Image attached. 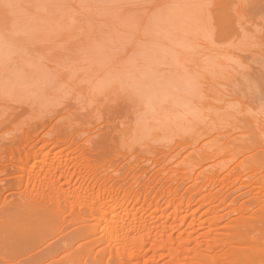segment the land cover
<instances>
[{
  "label": "rangeland",
  "instance_id": "rangeland-1",
  "mask_svg": "<svg viewBox=\"0 0 264 264\" xmlns=\"http://www.w3.org/2000/svg\"><path fill=\"white\" fill-rule=\"evenodd\" d=\"M31 1L32 0H26L25 2L24 0V5H21L20 12H22L24 8L23 11H27L24 15L30 16L32 13L30 17L34 22L30 24V26H33L32 28H34L35 20L41 17L40 14L47 15L45 20L47 22H45V24L48 23L49 19L51 20L50 22L53 21L55 23L58 21L60 24H63L60 22V19L68 18V16L65 18L60 15L62 13L60 11L65 9L64 7H62L63 10H59L61 7L58 8V5H60L62 1L56 0V3L59 2V4L57 3L56 5L54 4L55 1L52 4L50 2L52 0H49V3L48 0L47 2L44 0L47 5H50V3L52 6L56 5V7H52V11L50 10V12L49 9L51 6L46 8L47 5H45L46 7L43 5V0ZM39 1L42 2V9L40 7L41 5H38ZM142 1L147 5L146 0H141V3H143ZM176 1L178 2L181 0H174L172 5H170L172 8L174 6L173 9L175 11L170 10V12V7L167 8V10L165 9V11H167L166 14L168 12L170 13L172 17L171 20H173V22L175 20V24L177 25V22H183V20L180 19L184 18V16L180 19L177 18L178 21H176L177 19L175 17L181 16L182 14H180V9H182L184 13L190 12V9L188 8V11L187 8H185L187 11H183L181 2H179V6ZM183 1L184 0H182V2ZM241 2L243 3L240 4ZM11 3L10 1L9 4L6 3V5L8 4L12 7L13 3ZM26 3L29 4V8L31 7L32 9H28L27 6L25 8L24 6L27 5ZM30 3L37 8H33ZM149 3L152 4V2L149 1L148 5ZM195 3L194 5L196 8L200 4V7L203 5L202 7L204 8L198 7L197 10L195 9L198 12L200 8L198 12L199 16H205V20L201 19L202 21L199 23L202 22L203 24V21H205V23L207 22V25L204 23V26H202L201 24V29H199L198 33L202 36L205 34L204 32H206L207 34L205 35L208 36L209 40L212 36L211 40L213 46L211 47L215 50L210 51L213 53L211 56L213 58H204L206 59L204 63L199 61L203 59L204 54L199 57H194L193 61L190 59V63L188 62V58L185 57V60H187L189 64L186 63L185 67L184 65L182 67L177 66L174 71L172 70L175 75L177 73L175 71H178L180 74H177L180 75V77L185 76V73H189L186 74L184 79L187 75L190 76L187 77L188 79L190 78L188 88H194L193 91L195 94L193 93V95H195V97L197 95L198 97L194 98V101L192 100L193 104L191 103V107L193 109L189 106L191 104H187V106L184 105L187 110H185V108L182 110V107L177 109V114L169 112L170 103H165L157 99L158 97L153 96L148 88L143 86V82L139 81V77H144L143 75L145 73L141 75L134 74V77H132L133 68L137 69L138 67L134 63V65H131L134 66L131 70L130 63L125 62V60L127 61V59L131 56L133 57V55L129 54L128 57L125 51L130 53L129 50L131 48L130 46L126 48V46L123 45L127 43L128 45H132L131 43L134 42L133 39L136 38V36L133 38L132 36L136 32H133L131 34L132 36L130 35L131 40H133L131 43L125 42L126 40L122 42V38L121 41H117L118 31L121 30H119L121 27L112 24L111 27L114 29L113 32L110 25H108L111 23L107 17H105L106 19L104 17L95 18L96 20L99 19L97 22L91 17L93 24L90 19L87 18L88 20H86L88 22L90 21L91 25L85 20V23H88V25L83 23V26H81V17L77 19V16L74 14L71 16H76L75 18L77 20L74 18L75 22L73 18L70 19V17L66 22L64 19L62 20V22H65L66 26H68V20H72L70 22L74 23L75 29H72L74 27L73 24L69 25V27L73 26L72 28L63 27L66 31L71 33L75 30V32H73L74 35H72L73 33L65 35L66 31L61 32L64 31L63 27L62 30H60L61 27H59V29H54V31L50 33L52 35H50L47 32V30L50 29L48 28L49 26H46L48 24H42V27L45 26L44 33L47 32L50 36H48L47 33H45L46 35L42 33V28V32L40 31L36 34L35 41H31L32 37H30L31 40L15 44V39L18 36V38H25V35L22 36L21 34L22 31L26 32L28 30L27 33L32 31V28L28 25L31 23L28 18L29 16H25L26 19L22 15L23 20L25 19L23 21L20 17L21 13H19L20 15L18 14V16H13L14 14L12 16L10 15L14 10L17 11L16 9L13 10L11 8L12 11L10 10L9 15H7L9 11L7 7L9 8V6H0V8L3 9H0V69H2L1 66L4 64V66L7 65V68L3 67V69L8 70V72L7 70H0V75L2 73V76H0V153L8 149L14 151L17 149H30L32 152L29 150V159L34 156L35 153H33V151L35 152L39 149L41 153H47V155L45 154L46 158L50 160L53 159L52 157L55 155L53 152L59 147L68 148L69 153H63L64 156L62 159L64 160V164L66 163L67 166H69V169L66 170V176L56 178L57 182L55 183H58V186L60 185L62 193L65 195H71V193L78 192L83 188L86 191L91 190L89 195L90 197H94L98 188H100L101 191L104 190L106 194L104 200L101 202L103 204L100 206L102 208L101 210L106 212V227H109L112 225L113 221H115L109 209L110 206L113 205L108 195L110 191H117L118 198L120 200L122 199V203L129 201V203L126 204L129 205V208L133 206L135 209H146L145 215L143 214L135 218L137 227L139 225L141 227L145 226L143 229L138 227L143 230L140 234L134 233L133 231L126 232L123 226L125 225V227H127L126 224L130 221V217L128 218V216L131 211L124 207L120 210L122 213H120V220L122 221V228L125 230L120 237L124 244L130 243L131 240L133 241L140 237L145 239H143L145 243H143L142 247L137 251L130 247L123 251H119L120 249L116 252L112 251L113 257L109 260L107 255L111 250V245L109 247V243L104 246L98 244L101 232L98 231L96 233L92 238L94 247L92 246L93 252L90 256L97 261L102 260L103 263L101 264H170V262L173 264H194V260L199 258V260H202L201 264H223L222 261L228 262L233 258L236 260H232V264H264V256L260 258L255 256V252L254 255L249 252L252 248L254 250L262 245L264 246V223L261 226L255 222L264 218V203L261 202L260 205L258 204V197L264 195V0H199V2L195 0ZM61 5L64 6L63 2ZM148 5L145 6L144 9V11L147 12L145 13L142 11L143 14H139V16L145 13V15L149 17L148 14L151 15V12L154 16H157L159 12H163L160 13L161 15L165 12L162 10L163 7L161 4H159L160 6L158 5L159 7H157V9L156 6L152 8V5L149 7ZM162 5L164 4L162 3ZM206 5L207 8L205 7ZM4 6H6L5 9ZM143 8L144 6L141 7V9ZM47 9L48 11H46ZM201 9L206 12L204 15V11L201 12ZM53 10L57 11V14L60 13V17L56 13L54 14ZM148 10L150 13H148ZM178 10L179 12H176ZM155 11L156 14L154 13ZM46 12L48 13L46 14ZM132 12L136 14L131 16V13L130 15L132 18H129V21L133 19L131 26L134 24L137 26L140 23V28H138L139 26L137 27V30L140 31L139 29L143 27L142 23L145 25L146 18L147 20L150 18L144 15V22H139L138 19H141V17L138 16V12ZM23 13L24 12H22V14ZM49 13H53L55 16L48 15ZM171 13H177L178 15L174 14V16ZM166 14L163 18L166 17ZM198 14L195 15L198 17ZM238 14H242L241 17L240 15L239 17L242 18L243 16V18H245L244 20L248 22L247 24V22L242 21L245 22V24L243 23L244 27L246 26L244 29H247L244 30L245 36L243 34L242 36H244L243 38L247 36L248 43L247 41H243L242 44V40L245 39H239L241 36H239V34V37L237 36L239 39L238 41L241 45L246 43L248 45L247 48L250 50L247 48V50L245 49L246 44L244 48L243 46L239 48L238 42L236 43L237 39H234L238 33L235 32V36L233 34L238 28L235 27L236 22L234 23V21L239 18ZM134 15L136 16V21L133 18ZM153 15H151V18ZM161 15H158V17L161 18ZM56 16H58L59 19ZM137 16L139 18H137ZM144 16L142 18H144ZM236 16L238 18H236ZM12 17L16 19L20 17L21 20L19 19V25L17 23L15 24V22L18 21H15V18H13L14 20L11 19ZM127 19L128 18L124 20L126 21ZM11 20L15 21H12L14 25H12V23L10 24ZM107 20L109 23H107ZM151 20L152 19H150V21ZM171 20H169V22H171ZM76 22L78 23L77 25H75ZM122 22V30H125L126 26V29L129 30L130 23L128 24L127 21L126 23L124 21ZM148 22L146 27L144 26L145 28L142 29L145 30L147 26L149 27L150 24ZM173 22L169 24L175 27L176 25H173ZM163 23H165L164 26H166V21H163ZM6 24L14 26V28L11 27L12 29H10ZM60 24L57 23L58 26H62ZM119 24L117 25L119 26ZM19 26L24 29H17ZM152 26L155 27L153 24ZM178 26L180 28L183 25L179 24ZM53 27H55V25ZM77 27L78 30L80 28L78 32ZM115 27H117V30ZM154 27H152L153 30H155ZM174 27L172 29L170 27L171 31H168L169 27L168 29H164V31H168L165 32L164 35L169 32L171 33ZM45 28H47V30ZM67 28H69V30ZM133 28L136 29L134 26ZM205 28L206 31H204ZM13 29L16 30V33ZM132 29L131 31H134ZM142 29L141 31H143ZM151 29H149V34ZM2 30H4L5 35ZM127 30L126 32H128ZM147 30L146 32L148 34ZM19 31L21 33L18 35L17 32ZM98 31L100 34L101 31H104L102 35L99 36L100 38L98 37ZM141 31L137 33L140 34ZM178 31L183 33V31L179 29ZM76 32L78 34L80 32L82 34L84 33V39L86 37L89 39L87 43H85L86 39L80 38L82 36L79 37L81 33L76 37ZM7 33L10 37L14 38H10ZM129 33H131L130 30ZM153 33L155 32L153 31ZM153 33L151 32L150 35L145 34L152 38ZM170 33L167 35H171V37H168H174L172 33ZM180 33L174 34L181 36ZM240 33L243 32L240 31ZM96 34L97 39L95 37ZM230 34L234 37L230 36ZM55 35H57V37H55ZM71 35L74 37L71 38ZM42 36L45 38L43 39ZM52 36L54 37L52 38ZM89 36L96 41L94 45H92L93 42H91ZM147 36L144 37V35H142L141 37L146 39ZM75 37L77 41L73 39ZM124 37L126 36L124 35L123 38ZM231 37L235 40V45ZM6 38L16 45L14 46L13 43H10L14 49L15 47L17 48V45H20V49L18 46L19 50H12V46L10 47L8 44L9 42L7 43L9 47L6 48L5 45L8 46L6 44V40L8 39ZM128 38L130 37L126 39ZM142 38L138 39V42L139 40L141 41ZM53 39L56 41L58 39L60 40H58L59 42L57 41V43ZM82 40H84V42ZM97 40L98 45H96ZM143 40L141 42H143ZM179 40L181 41V38ZM183 40L184 38L182 42ZM29 41L31 42L29 43ZM136 41L137 38L134 43H136ZM150 41L151 39L148 40L151 49L157 46L151 45L152 42ZM152 41L154 42V38ZM180 41L179 43H181ZM111 42H116V44H112ZM117 42H121L122 44ZM253 42L258 44H256L257 49H255L256 47H254ZM51 43H54L55 46L53 45V47ZM249 43H252L253 46H251L252 44L249 45ZM110 44H112V50L114 49V51L109 49L111 48ZM142 44L139 43V45ZM145 44L142 46L149 49V47H146L148 45ZM28 45L31 47L33 45L31 48L32 50L30 47H27ZM49 45L53 49L49 48ZM120 45L121 48H119ZM139 47L140 46H135L134 50H141ZM232 47L236 49L239 48L240 50L231 49ZM94 48H96L95 51ZM145 48H143L141 52L144 51ZM102 49L103 51H101ZM134 50L132 47L131 53H133L132 51ZM13 51L15 53H13ZM23 51H25L26 54ZM150 51L151 50H149V52ZM153 51L155 50L152 49V55L154 54ZM87 52L90 54L88 53L89 55H87ZM137 52L139 54L141 53L140 51ZM149 52L144 51V55L141 53L142 57H147L146 54L150 55ZM11 54H15L12 57L13 60L11 59ZM24 54V58L27 56H29V58L23 60ZM3 55L5 57H3ZM83 55H85V57ZM104 56L107 58H104ZM38 57L41 59L43 57L45 59L39 60L40 58ZM132 57L129 58V61L133 59ZM136 57L135 60L138 59H136ZM53 58L55 60H53ZM102 58L104 59L102 60ZM31 59L34 60L32 61ZM208 59L211 61L207 62ZM60 60L62 61L60 62ZM80 60H82V62ZM145 60L143 62H147ZM148 60H150V58ZM34 61H36L37 64H42L41 67L40 65L36 67V63L35 66L34 64L31 66V62L34 63ZM135 62L140 63L139 61ZM200 62L202 64H200ZM156 63L154 65H157ZM243 65L244 68L242 67ZM135 66L137 68H135ZM203 67L207 69L208 72H206ZM157 68L160 69V67ZM16 69H18V71ZM44 70L46 71L44 72ZM5 72L8 74L5 75ZM163 72L167 73L166 70ZM8 76H10V81L7 78ZM199 76L202 77L200 78ZM3 77H5L6 80ZM38 77L41 81H38L36 85L35 83ZM137 78L139 80H137ZM199 78L202 79L201 82ZM188 79L186 81L189 83ZM13 80L17 84L14 83ZM22 80H24V82H22ZM194 80L197 82L194 83ZM191 84L194 85L193 88ZM159 93L158 91L155 92L156 95ZM191 110H195V116H192L191 113V115L188 114ZM201 110L203 113L200 112ZM199 112L202 113V115L199 114ZM182 113L184 115H182ZM185 115L187 117L190 115L192 117L189 116L191 119L195 117L193 121H191V119L189 120L191 121L188 125L189 127L191 126L190 129L184 124V120L187 121L186 124L189 123L188 120L185 119L187 118ZM181 117H185L184 120L182 119L181 121ZM194 121L197 123H194ZM181 124H184V126ZM2 157L0 165L7 162L4 156ZM9 164L14 167H21L18 162L13 160H11ZM70 173L72 175H70ZM68 174L70 175L69 177ZM12 176L11 174L3 175L0 176V180L5 179V182L11 183L13 180L11 181L9 179ZM233 181H235V183L230 184ZM23 184L24 180H21V187L18 191L4 190L2 192V197L7 196L9 201L13 198L16 200V194L18 192L26 191L22 186ZM32 184V182L28 184L27 190L29 193L30 191H32V193L38 191L36 190L38 189V183H34L35 185L31 187ZM227 185L230 187H227ZM32 188L36 189L33 191ZM258 188H260L261 194H257V197H255L254 194L258 193L256 190ZM171 198H173L174 204H168L169 208L167 209L166 204L168 202L166 201ZM147 203H151V205ZM171 205L172 207H170ZM124 211L128 213H126L128 215L127 217H125ZM99 215V209L94 212H89L86 216L84 215L83 217L87 219L84 225L95 224L99 219ZM211 220H214V222L212 221L214 224L210 223ZM154 221L156 223L158 221V230L154 229ZM178 223H181L178 225L179 227L177 226ZM163 227L166 228L164 229ZM169 239L171 240V244L168 242L169 245H166V240L169 241ZM163 241L166 246L163 244ZM248 248L251 249L249 250ZM133 254H137V258L132 259L131 257H133ZM81 260H83V258ZM171 260L175 261L172 262ZM230 261L228 263L225 262V264L231 263ZM71 264H77V261Z\"/></svg>",
  "mask_w": 264,
  "mask_h": 264
},
{
  "label": "bare ground",
  "instance_id": "bare-ground-1",
  "mask_svg": "<svg viewBox=\"0 0 264 264\" xmlns=\"http://www.w3.org/2000/svg\"><path fill=\"white\" fill-rule=\"evenodd\" d=\"M12 2L13 3V6H14V8H13V6L11 7L10 5H8L9 4V2ZM33 1V0H32ZM31 1V2H32ZM54 1H55V3H54ZM57 1H62L63 2V4H64V6H62L61 4H62V2H60V5H58L57 7L58 8H60L59 10H63V8L62 7H64L65 9L63 10V11H60V12H62L61 14L60 13H58L57 14V11H54L53 13L55 14H57V15H62L63 17H67L68 16V18H66V19H64V18H62V20L64 19V21L66 22L67 21V19H69V17H70V19H72L73 18V20H74V18L76 17L77 19L79 18V17H81V19L80 20H82V24L80 23V25L81 26H83V23H85V20L88 18V19H90V21L92 22V24H93V21H92V19H91V17L94 19V21L97 19V18H99V17H107V19L108 20H110L109 22L111 23V24H108V25H110V27L112 26V24H116V25H114V26H117V27H121V28H119V30L120 31H118L119 33H118V35H117V38L118 39H116L117 41H121V38H122V42H123V40H126L125 42H132L133 40H134V42H135V40H136V38H137V41H136V43H131L132 45H128V43L127 44H125V45H123V46H126V48L128 47V46H130V48L132 49V47H133V50H134V48H135V46L137 47V46H140L139 48L141 49V50H143V48H145V46H142V45H144L145 43L147 44V42H148V40H150L151 39V41L150 42H152L151 43V45H157L156 47L158 48H156V47H152V49H154L155 51H153L154 52V56L152 55V49H151V46H150V43L148 42V46H146V47H149V49L147 48H145L144 49V51L145 52H149V50H151L149 53H150V55H151V57H150V55H148V54H146L147 55V57H149L150 58V60H148L149 58H147V57H145V56H143L142 57V55H144V51H142L141 52V50H139V49H136L137 51H140L141 53H143L142 55H141V53L139 54L137 51H132L133 53H131V49L129 50L130 51V53L128 52V51H125V52H127V54H128V57H129V54H131V55H133V59L131 60V61H129L130 59L129 58H131V57H129L128 59H127V61L125 60V62H128V63H130L129 65H130V67H131V70H132V68L134 67V66H131V65H134V63H135V65L138 67H136L135 66V68H137V69H134L133 68V72H132V74H133V76L132 77H134V74H137V75H141L142 73H145L143 76L144 77H139V79L137 78V80H139V81H142L143 82V86L144 87H146V88H148V90L152 93V95L153 96H155V97H158L157 99H159V100H161V101H163V102H168V103H170V105H169V112H173V113H176L177 114V112H178V110L177 109H180V108H182L183 107V109L182 110H184V108H185V110H187V108L186 107H184V105L185 106H187V104H191L193 101H194V98H196L197 97V95H196V97H195V95H193V93L195 94V92L193 91L194 90V85H192V88L193 89H191V85L189 86L190 88H188V84H190V81H189V79L187 78V77H190V76H188L187 75V79H188V81H189V83L186 81L187 79L185 78L184 79V77L186 76V74H189V73H185V76H181L180 77V75H178V74H180V73H178V71H175V72H177L176 73V75H178V76H176L175 74H174V72H172V70L174 71L175 70V68H177V66L179 67V66H183L184 65V67H185V65H186V63H190V59H191V61H193L194 60V57H199V56H202L203 54H204V56H203V59H202V57H201V59L202 60H199V61H201L202 63H204V62H206L205 60L206 59H204V58H207V57H210L209 59H211V58H213V57H211L212 55H213V53H211L210 51H212V50H215V49H212V47L211 46H213V44H212V36H211V38H210V40H209V38H208V36L207 35H205V34H207L206 32H204L205 34L204 35H200L199 33H198V31H199V29H201L200 28V26H201V24H202V22L201 23H199L200 21H202L201 19H204L205 20V16L204 17H201V16H199V14H198V12L200 11V8L203 6H201L200 7V5L198 6V5H196V6H198V7H200L199 8V11L197 12L196 10H197V8L195 7V5H194V3H195V0H184L183 2H182V0L181 1H176L177 2V4H179V2H181V4H182V6H181V8H183V11L185 10V11H187L188 10V8L190 9V12H188V13H184V12H182V9H180L181 10V12H180V14H181V16H176L175 18L177 19H180V18H182L183 16H184V18H182V19H180V20H183V22H184V20H185V22L183 23L182 21L180 22V21H178V19L176 20V21H178L177 22V25L175 24L176 22H175V20H174V22H173V20H171V15H170V13L168 14H166V12L167 11H165V9L167 10V8H169L170 7V5H172V2L174 1V0H153V1H151V0H149L150 2H152V4L151 3H149V5H148V0H146V3H147V5H148V7L150 6V5H152V8H154V6H156V9H157V7H159L160 5L159 4H161V6L163 7V9H162V7H161V9L162 10H164L165 12H164V14L163 15H161L160 13H163V12H159L158 14H157V16H154L153 14H152V12H151V15H153L152 16V18H151V15L150 14H148L149 15V17L147 16V15H145V13L147 12V11H144V9H145V6H147V5H145V3L143 2V3H141V0H57ZM207 1H211V0H207ZM213 1V0H212ZM244 1V0H243ZM8 3L7 5H6V3ZM25 2H26V0H25ZM45 2H47V0L45 1ZM44 2V0H43V5L45 6V5H47V3H45ZM52 4L54 3V4H56L57 5V3L59 4V2H57L56 3V0H52V1H50ZM198 2H199V0H198ZM11 3V4H12ZM24 3V0H0V6H3V5H6V6H9V8L7 7V10H9L8 11V13H7V15H9V13H10V10L12 11V9L14 10V9H16L17 11H15L14 10V12H16V13H14V12H11L12 14H10L11 16L13 15V16H18V14L19 13H21V18H22V20H23V16L25 17V16H29V15H24L27 11H23V9H22V12H24L23 14H22V12H20L21 10V7L24 5L23 4ZM40 3V4H39ZM48 3H49V0H48ZM50 3V5H47V7L46 8H48V7H50V9H49V12H50V10L52 11V7L54 8V7H56V5L54 6H52V4ZM162 3L164 4V5H162ZM196 3H197V1H196ZM195 3V4H196ZM243 2H241L240 4H242ZM27 4V3H26ZM36 4H37V2H36ZM173 4H175V3H173ZM176 4V5H177ZM198 4V3H197ZM202 4H204V3H202ZM205 4H206V2H205ZM245 4V3H244ZM22 5V6H21ZM30 5L31 6H33V8H37V7H35V5H33L32 3H30ZM38 5H41L40 7H41V9L43 8L42 7V2H38ZM142 5V6H141ZM159 5V6H158ZM175 5V6H176ZM6 6H4V9H5V7ZM26 6L28 7V9H30L29 8V4H27V5H25L24 7L26 8ZM37 6V5H36ZM144 6V8L143 9H141V7H143ZM179 6H180V4H179ZM194 6V7H193ZM206 8H207V5L205 6ZM12 8V9H11ZM172 8V6L170 7V9H169V11L170 10H173V11H175L173 8H174V6H173V8ZM185 8H187V10L185 9ZM0 9H2V8H0ZM32 9V8H31ZM45 9V8H44ZM196 9V10H195ZM202 9H204L203 7H202ZM201 9V12L202 11H204V10H202ZM3 10V9H2ZM6 10V11H7ZM19 10V11H18ZM36 10V9H35ZM35 10H32V11H35ZM155 10V9H154ZM160 10V9H159ZM161 10V11H162ZM176 10H177V8H176ZM5 11V10H4ZM37 11H39V10H37ZM36 11V12H37ZM41 11H43V10H41ZM46 11H48V9L46 10ZM132 11H136V12H138V16H139V14H143V12L142 11H144L145 13H144V15L146 16V17H148V18H150V19H152L151 21H150V19H148L147 20V18H146V21L148 22V21H150V22H148L150 25H151V27H150V25H149V27L147 26V29L149 28V29H151L152 27H154V26H152V24L153 25H155V27H154V29L155 30H153V28L151 29V32L153 33V31L155 32V33H153L152 35H153V37L151 38L150 36H147V35H150L151 34V32H150V34H149V29L147 30V29H142V28H145L146 27V25H147V22L145 21V25L142 23V25H143V27H141V29L143 30V31H141V29H139L140 31H141V36L142 35H144V37H146L147 36V38H149V39H145V38H142L141 36H140V34H138L140 31H138L137 30V27L138 28H140V26H141V24L139 23V22H144L143 21V19L145 20V16L144 15H140L139 17H141V19L137 16V18H139L138 19V23L140 24H138L137 26H135L136 24H134L133 26L134 27H136V29L135 28H133V26H131V24L133 23V19H132V21L130 20L129 21V18L131 19L132 17L131 16H133V14H136V13H134V12H132ZM139 11H140V13H139ZM149 11V10H148ZM157 11V10H156ZM156 11L154 12L155 14H156ZM189 11V10H188ZM207 11V10H206ZM233 11V10H232ZM111 12V13H110ZM171 12V11H170ZM176 12H179V10L178 11H176ZM235 12V11H234ZM35 13V12H34ZM33 13V14H34ZM41 13V12H40ZM44 13V12H43ZM48 12H46V14H47ZM48 14V15H54V14ZM128 13V14H127ZM131 13H132V15H131ZM148 13H150V11L148 12ZM183 13H184V15H183ZM206 12L204 11V13H203V15L205 14ZM28 14V13H27ZM32 14V13H31ZM31 14H30V16L28 17L29 19H30V17H31ZM36 14V13H35ZM76 15L75 17H72L73 15ZM127 14V15H126ZM165 14H166V17L165 18H163L164 16H165ZM172 15H178L177 13H171ZM179 14V15H180ZM198 14V17L196 16V15ZM201 14V13H200ZM20 15V14H19ZM23 15V16H22ZM40 15H41V17H40ZM38 14V16L40 17V18H38L37 20H35V24H34V28H32L33 26H30V24H33L34 22L32 21V19H30L29 21L31 22V23H27L31 28H32V31L30 32L31 33V35H30V33H27V31L25 32H23L22 31V33L19 31V32H17V34L19 35V33H21L22 34V36H24L25 35V38H16L15 39V44L17 43H21V42H23V41H28V40H31V38L30 37H32V40L31 41H33L35 38H36V34L38 33V32H42V28H43V32L42 33H44V27H42V24H45V22H47V21H45L46 20V17H47V15H44V14ZM60 15H59V17H60ZM72 15V16H71ZM131 15V16H130ZM158 15H161V18L160 17H158ZM174 15V16H175ZM185 15H186V17H185ZM235 15V14H234ZM239 15H240V17H241V15L242 14H238V17H239ZM34 16V15H33ZM55 16V15H54ZM61 16V17H62ZM128 16V17H127ZM144 16V18H142ZM20 17H17V18H19L20 19ZM56 17H58V16H56ZM59 17H58V19H59ZM237 16H236V18H238ZM238 18V19H234L235 21H234V23H235V27L237 28V30H235L234 31V36H235V32H238L237 33V35H236V37L238 36V34H239V39L241 38V40L242 39H245V40H242V44H243V41L245 42V41H247V43H248V39H247V36H246V38H243L244 36H245V31L244 30H247V29H244L245 27H244V25H243V23L245 24V22H247L246 20H244L245 18H243V16H242V18ZM13 18H15V17H12L11 19H13ZM26 18V17H25ZM37 18V17H36ZM49 18H50V16H49ZM48 18V19H49ZM75 18V20H77ZM96 18V19H95ZM126 18H128L126 21L128 22V24H129V30H130V32L131 33H129V30H127L126 28H127V26H126V28H125V26H124V28H125V30H122V27H123V22L122 21H124L125 23H126V21L124 20V19H126ZM134 20H135V18H136V16L134 15ZM164 20H163V19ZM19 19H16L15 18V21L17 20L18 22H15V21H13V20H11L10 21V24L12 23V25H14V23L13 22H15V24L17 23H20L19 22ZM27 19V18H26ZM47 19V20H48ZM55 19V18H54ZM57 19V20H58ZM87 19V20H88ZM103 19V18H102ZM106 19V18H105ZM174 19V18H173ZM207 19V18H206ZM241 21H240V20ZM21 20V19H20ZM25 20V19H24ZM23 20V21H24ZM62 20L60 19V22L61 23H63V24H60L58 21H56L58 24H60V25H62V26H58L57 25V23L55 22H50L51 20L49 19V21H48V23H46V24H48V25H46V26H49L48 28H50L49 30H47V28H45L46 30H47V32L50 34V33H52L53 31H54V29H59V27H61V29L60 30H62V27L63 26H66V24H65V22L63 21L62 22ZM75 20H74V22H75ZM86 20V22H88ZM99 20V19H98ZM98 20H96L95 22H97ZM108 20H107V23H109L108 22ZM169 20H171V22H169ZM239 20V21H238ZM13 21V22H12ZM70 21H72V20H70ZM69 20H68V26H66V27H69V25H72L73 24V26H74V23H71ZM84 21V22H83ZM88 22L89 24L91 23V22ZM136 21V20H135ZM163 21L165 22L166 21V23L168 24H166V26H164V24L165 23H163ZM169 23H172L173 22V25L175 24L176 26L175 27H177V28H175L174 26H172V24H169ZM242 21H245V22H242ZM70 22V23H69ZM80 22V21H79ZM106 22V21H105ZM122 22V23H121ZM132 22V23H131ZM136 22V23H137ZM180 22V23H179ZM204 23H205V21H203ZM241 22V23H240ZM22 23H24V22H22ZM52 23H54V24H52ZM88 23H85V24H87L88 25ZM122 25H120V24ZM182 23V24H181ZM203 23V24H204ZM25 24V23H24ZM78 23L76 22V24L75 25H77ZM105 24V23H104ZM117 24H119V26L117 25ZM183 25L182 27H180L179 28V26L178 25ZM202 24V26H204ZM206 25H207V22L205 23ZM237 24V25H236ZM247 24H248V22H247ZM246 24V25H247ZM6 25H8V24H6ZM19 25V24H18ZM55 25V27H53ZM56 25H57V28H56ZM91 25V24H90ZM89 25V26H90ZM169 25H171V26H169ZM9 27H10V29H12V28H14V26H11V25H8ZM72 26V27H73ZM79 26V25H78ZM80 26V27H81ZM145 26V27H144ZM166 27L167 29H168V27H169V30L168 31H171V29L174 27V29H175V31H174V29L172 30V36H174V37H172V38H169V37H171V35L169 36V35H167V34H169V33H167V34H165L164 35V33L165 32H168L167 30L166 31H164V29H166V28H163V27ZM7 27V26H6ZM12 27V28H11ZM24 27H25V25H24ZM28 27V26H27ZM72 27H69V28H72ZM86 27V26H85ZM117 27H115V29L117 30ZM170 27H171V29H170ZM206 27V26H205ZM210 27V26H209ZM208 27V28H209ZM30 28V29H31ZM69 28H67L68 30H69ZM82 28V27H81ZM103 28V27H102ZM114 28V27H113ZM133 28V29H132ZM182 28H183V30H182ZM1 29H3V28H1ZM7 29V28H6ZM17 29H24V28H20V26H19V28H17ZM27 29V28H26ZM25 29V30H26ZM28 29H29V27H28ZM35 29H37V30H35ZM72 29H75V26L72 28ZM104 29H105V27H104ZM111 29H112V27H111ZM131 29L132 30H134V31H131ZM178 29L179 30H181V31H183V33L181 32L180 33V31H178ZM204 29V28H203ZM5 30V29H4ZM4 30H2L3 31V34L5 33L4 32ZM63 30L64 31H61V32H65L66 30L64 29V27H63ZM79 30H80V28H79ZM78 30V27H77V32L79 31ZM83 30V29H82ZM81 30V31H82ZM103 30V29H102ZM113 30V32H114V29H112ZM115 30V31H116ZM126 30L128 31V32H126ZM135 30H137V31H135ZM146 30L148 31V34H147V32H146ZM177 30V31H176ZM209 30H211V29H209ZM1 31V32H2ZM8 31V30H7ZM13 31L15 32L16 30L15 29H13ZM50 31V32H49ZM106 31V30H105ZM108 31V30H107ZM123 31V32H122ZM144 31H145V33L147 34H145L144 33ZM202 31V30H201ZM204 31H206V28H205V30ZM240 31H242L243 33H240ZM12 32V31H11ZM47 32H45V33H47ZM56 32H57V30H56ZM69 31H66V33H65V35L67 34V35H69V34H72L73 32H75V30L71 33V32H69ZM76 32V33H77ZM104 31H101V34H100V32L98 31V37L99 36H101L102 35V33H103ZM112 32V31H111ZM133 32H136V33H134V35L132 36L131 34L133 33ZM138 32V33H137ZM259 32V31H258ZM9 33V32H8ZM7 33V34H8ZM16 33V32H15ZM14 33V34H15ZM44 33V34H45ZM48 33H47V35H48ZM75 33V36L76 37H78V35L81 33H77L76 34ZM86 33V32H85ZM97 33V32H96ZM110 33V32H109ZM126 36V37H124L123 38V34ZM144 33V34H143ZM170 33V34H171ZM176 33H180L181 34V36L180 35H178V37H180L181 38V41L179 40L180 38H178L177 37V35H175ZM202 33V32H201ZM256 33H257V31H256ZM260 33V32H259ZM6 34V35H7ZM40 34V33H39ZM58 34H59V32H58ZM106 34V33H105ZM104 34V35H105ZM112 34V33H111ZM211 34H213V33H211ZM242 34L244 35V36H242ZM2 35V34H1ZM5 35V34H4ZM9 35V34H8ZM7 35V36H8ZM41 35V34H40ZM46 35V34H45ZM50 35H52V34H50ZM50 35H48V36H50ZM63 35V34H62ZM72 35H74V33L72 34ZM71 35V38L72 37H74V36H72ZM83 35H84V33L82 34L81 33V35H79V37L80 36H82V37H80V38H83L84 39V37H83ZM132 36V38L133 37H135L136 36V38L135 39H133V40H131V36ZM146 35V36H145ZM151 35V36H152ZM182 35H183V38H184V40H183V42H182ZM209 35V34H208ZM247 35V34H246ZM47 36V37H48ZM87 36H88V34H87ZM137 36H140V37H137ZM169 36V37H168ZM175 36H176V38H175ZM230 36H232V37H234L233 35H231L230 34ZM6 37V36H5ZM9 37H10V35H9ZM8 37V38H9ZM15 37H16V35H15ZM21 37V36H20ZM43 37V36H42ZM54 36H52V38H53ZM55 37H57V35H55ZM61 37V36H60ZM60 37H58V38H60ZM64 37V36H63ZM76 37L75 38H73V39H76ZM95 37H96V39H97V34L95 35ZM127 37H130V38H128V39H126ZM209 37H210V35H209ZM232 37H231V39H232ZM234 38V39H237L236 40V43L238 44V46H239V48H241L242 46H243V48L245 47L244 45L246 44H244V45H241V44H239V39H238V37L237 38ZM1 38H2V36H1ZM8 38H6V39H8ZM10 38H14V37H10ZM45 37H43V39H44ZM50 38V37H49ZM51 38V39H52ZM89 38H91L90 40H91V42H93V44L92 43H90V44H92V45H94L95 43H96V41L95 40H93L92 39V37L91 36H89ZM100 38V37H99ZM98 38V39H99ZM104 38H106V37H104ZM114 38V37H113ZM120 38V39H119ZM140 38H142V40L144 39L145 40V42H144V40H143V42H141L140 40H139V42H138V39H140ZM154 38V42L152 41V39ZM3 39V38H2ZM50 39V40H51ZM56 39V38H55ZM55 39H53L55 42H57L58 40H60V39H58L57 41L55 40ZM86 39V42L85 43H87V40H89V39H87V37L85 38ZM84 39V40H85ZM95 39V38H94ZM111 39V38H110ZM131 41H130V40ZM207 39V40H206ZM9 40V39H8ZM8 40H6L7 42H6V44L8 43L9 45H10V43H13V42H11L10 40L8 41ZM80 40V39H79ZM84 40H82L83 42H84ZM104 40V39H103ZM128 40V41H127ZM146 40H147V42H146ZM164 40V41H163ZM241 40H240V42H241ZM13 41V40H12ZM31 41H29V43L31 42ZM35 41V40H34ZM76 41H77V39H76ZM95 41V42H94ZM108 41V40H107ZM113 41H114V39H113ZM179 41L181 42V43H179ZM232 41H233V43H234V45H235V40H233L232 39ZM59 42V41H58ZM57 42V43H58ZM90 42V41H89ZM110 42V41H109ZM250 42V41H249ZM4 43V42H3ZM27 43V42H26ZM38 43V42H37ZM112 43V42H111ZM116 44V42H113L112 44ZM117 43H119V44H122L121 42H117ZM129 43V44H130ZM139 43H143L142 45H139ZM183 43V44H182ZM5 44V43H4ZM7 44V45H8ZM36 44V43H35ZM52 44V46L54 45V43H51ZM108 44V43H107ZM106 44V45H107ZM112 44H110V46H111V48H109V49H111V51H114V49L112 50ZM135 44H138V45H135ZM145 44V45H146ZM250 44H252V43H249V45ZM253 44H254V47H256L258 44L256 43V42H253ZM253 44L251 45V46H253ZM257 44V45H256ZM9 45L8 46H6L5 45V47L7 48V47H9ZM13 45H14V43H13ZM30 45V44H29ZM27 46V47H30V49L33 47V45H32V47L31 46ZM57 45V44H56ZM76 45V44H75ZM96 45H98V40H97V44ZM118 45V44H117ZM12 45H10V47H11ZM14 46H16V45H14ZM18 46H19V49H20V45H17V48L15 47V49L16 50H19L18 49ZM22 46H24V45H22ZM50 46V45H49ZM48 46V47H49ZM55 46V45H54ZM53 46V47H54ZM119 46V45H118ZM118 46H116V47H118ZM132 46V47H131ZM143 48H142V47ZM159 46V47H158ZM237 46V45H236ZM237 46V47H238ZM247 44H246V47H245V49L247 48ZM4 47V48H5ZM66 47V46H65ZM92 47H94V46H92ZM102 47V46H101ZM25 48H26V46H25ZM42 48V47H41ZM49 48H52L51 46L49 47ZM119 48H121V45H120V47ZM124 48V47H123ZM239 48H231V49H235V50H238ZM242 48V49H243ZM251 48V47H250ZM14 49V47L12 46V50ZM14 49V50H15ZM22 49H23V47H22ZM21 49V50H22ZM34 49V48H33ZM53 49V48H52ZM83 49V48H82ZM87 49V48H86ZM89 49V48H88ZM95 49L96 48H94V51H95ZM106 49V48H105ZM118 49V48H117ZM129 49V48H128ZM241 49V50H242ZM248 50H250L249 48H247ZM246 49V50H247ZM255 49H257V47L255 48ZM25 50V49H24ZM29 50V49H28ZM32 50V49H31ZM75 50V49H74ZM79 50V49H78ZM107 50V49H106ZM127 50V49H126ZM240 50V49H239ZM27 51V50H26ZM66 51V50H65ZM101 51H103V49L101 50ZM20 52V51H19ZM24 53H25V51H23ZM28 52V51H27ZM31 52V51H30ZM36 52V51H35ZM79 53H82V52H80V51H78ZM97 52V51H96ZM214 52V51H213ZM223 52V51H222ZM243 52H245V51H243ZM11 53H12V51H11ZM13 53H15L14 51H13ZM18 53V52H17ZM46 53V52H45ZM89 52H87V55H89L88 54ZM99 53H101V52H99ZM108 53H110V52H108ZM136 53V54H135ZM261 53V52H260ZM8 54V53H7ZM6 54V55H7ZM26 54V53H25ZM25 54H24V56H23V60H26V58H29V56H27L26 58H24L25 57ZM29 54V53H28ZM35 54V53H34ZM83 54H84V52H83ZM86 54V53H85ZM96 54H98V53H96ZM111 54V53H110ZM112 54H113V52H112ZM138 54V55H137ZM221 54V53H220ZM12 55V54H11ZM10 55V56H11ZM13 55H15V54H13ZM13 55L11 56V59L13 60ZM30 55H31V53H30ZM38 55V54H37ZM108 55V54H107ZM141 55V56H140ZM216 55V54H215ZM222 55V54H221ZM223 55H224V52H223ZM262 55V54H261ZM35 56V55H34ZM40 56V55H39ZM84 57H85V55H83ZM137 56V57H136ZM218 56V55H217ZM2 57V56H1ZM3 57H5L4 55H3ZM37 57V56H36ZM82 57V56H81ZM90 57V56H89ZM94 57V56H93ZM97 57V56H96ZM135 57H136V59L137 60H135ZM141 57V58H140ZM185 57H187L188 58V62H187V60H185ZM215 57V56H214ZM257 57V56H256ZM9 58V57H8ZM7 58V59H8ZM33 58H35V57H33ZM38 58H40V57H38ZM51 58V57H50ZM104 58H107V57H105L104 56ZM104 58H102V60L104 59ZM114 58V57H113ZM142 58H147L146 60L145 59H142ZM42 59H45V58H43L42 57ZM41 58L39 59V60H42ZM63 59V58H62ZM86 59V58H85ZM141 59V60H140ZM207 60V62H209V61H211V60ZM231 59V58H230ZM238 59V58H237ZM251 59H253V58H251ZM251 59H250V61H251ZM254 59H256V58H254ZM258 59H259V57H258ZM261 59H262V57H261ZM260 59V60H261ZM11 60V61H12ZM22 60V61H23ZM28 60V59H27ZM32 60V59H31ZM34 60V59H33ZM32 60V61H33ZM53 60H55L54 58H53ZM64 60V59H63ZM94 60H96V59H94ZM133 60H135V61H139L140 63H136L135 61H133ZM147 61V62H143V61ZM214 60V59H213ZM221 60H222V58H221ZM228 60V59H227ZM232 61H234L233 59H231ZM7 61H9V60H7ZM21 61V62H22ZM37 61V60H36ZM36 61H34V63H32L31 62V64L29 63V62H27L29 65H31V66H33V64H34V66H35V63L37 64V62ZM62 60H60V62H61ZM81 62H82V60H80ZM93 61V60H92ZM132 61H133V63H132ZM199 61H198V63H199ZM237 61V60H236ZM83 62H85V61H83ZM91 62V61H90ZM96 62V61H95ZM98 62V61H97ZM125 62H123V63H125ZM157 62V63H156ZM197 62V61H196ZM200 62V64H202ZM216 62V61H215ZM5 63V62H4ZM10 63V62H9ZM13 63V62H12ZM39 63V62H38ZM59 63V62H58ZM157 64V65H154V64ZM188 63V64H189ZM214 63V62H213ZM217 63V62H216ZM216 63H214V64H216ZM14 64V63H13ZM16 64V63H15ZM199 64V65H200ZM9 65V64H8ZM18 65H20V64H18ZM24 65V64H23ZM40 64H37V66L36 67H38ZM42 65V64H41ZM41 65H40V67H41ZM46 65H47V63H46ZM124 65H127V64H124ZM209 65V64H208ZM207 65V66H208ZM238 65V64H237ZM2 67V69H0V70H2V71H4V70H7V69H3V67L5 68H7V65L6 66H4V64L1 66ZM51 67V66H50ZM157 67H160V69H158ZM164 67V68H163ZM198 67V66H197ZM209 67V66H208ZM212 67H214V66H212ZM243 68H244V65L242 66ZM9 68H11V67H9ZM17 68V67H16ZM20 68V67H19ZM18 68V69H19ZM32 68V67H31ZM34 68V67H33ZM190 68V67H189ZM204 68V67H203ZM202 68V69H203ZM18 69H16L17 71H18ZM37 69H39V68H37ZM181 69V68H180ZM187 69V68H186ZM196 69V68H195ZM205 69V68H204ZM14 70V69H13ZM41 70V69H40ZM167 71V73H164L163 71ZM197 70V69H196ZM206 70V72H208V70L207 69H205ZM224 70V69H223ZM231 70V69H230ZM42 71V70H41ZM46 70H44V72H45ZM49 71V70H48ZM179 71H181V70H179ZM184 71V70H183ZM198 71H200V70H198ZM244 71V70H243ZM1 72V71H0ZM7 72H8V70H7ZM10 72H11V70H10ZM23 72V71H22ZM30 72V71H29ZM163 72V73H162ZM201 72V71H200ZM12 73V72H11ZM16 73V72H15ZM40 73H42V72H40ZM192 73H194V72H192ZM195 73H196V71H195ZM8 74V73H7ZM6 74V72H5V75H7ZM191 74V73H190ZM201 74H203V73H201ZM204 74H205V72H204ZM208 74V73H207ZM40 75V74H39ZM182 75H183V73H182ZM192 75V74H191ZM198 75V74H197ZM199 75H200V73H199ZM0 76H2V73H1V75ZM20 76V75H19ZM193 76V75H192ZM205 76H206V74H205ZM208 76V75H207ZM219 76V75H218ZM40 77V76H39ZM38 77V80L36 81V79H35V81H36V85H37V83H38V81H41V80H39L40 78ZM44 77V76H43ZM200 77V76H199ZM202 77V76H201ZM200 77V78H201ZM209 77V76H208ZM4 79H5V77H3ZM2 78V79H3ZM8 78V80L10 79V76H8L7 77ZM20 78V77H19ZM192 78V77H191ZM197 78H198V76H197ZM199 78V80H200V82L202 81V79H200ZM11 79H13V78H11ZM45 79V78H44ZM194 79V78H193ZM6 80V79H5ZM21 80V79H20ZM46 80V79H45ZM197 80V79H196ZM10 81V80H9ZM14 81V80H13ZM187 83H186V82ZM226 81V80H225ZM22 82H24V80H22ZM21 82V83H22ZM43 82V81H42ZM41 82V83H42ZM192 82V81H191ZM195 82H197V81H195L194 80V83ZM14 83H16L15 81H14ZM193 83V82H192ZM199 83V82H198ZM17 84V83H16ZM15 84V85H16ZM33 84V83H32ZM197 84V83H196ZM19 85V84H18ZM21 85V84H20ZM23 85V84H22ZM200 85V84H199ZM29 86V85H28ZM198 86V85H197ZM196 86V87H197ZM19 87V86H18ZM221 87V86H220ZM211 88V87H210ZM140 89V88H139ZM197 89V88H196ZM160 92L158 95H156L155 94V92ZM193 91V92H192ZM196 91V90H195ZM199 91V90H198ZM200 93V92H199ZM211 93V92H210ZM202 96V95H201ZM217 97V96H216ZM198 98V97H197ZM201 99H204V98H201ZM193 100V101H192ZM198 100V99H197ZM215 100V99H214ZM200 101V100H199ZM190 102V103H189ZM197 102V101H196ZM202 103V102H201ZM193 104V103H192ZM192 104L191 105H189L190 106V108L191 109H193L191 106H192ZM195 105V104H194ZM198 105V104H197ZM196 109V108H195ZM198 109V108H197ZM201 109V108H200ZM198 111V110H197ZM188 112V111H187ZM195 110H191V112H189L188 114H192V116H195ZM200 112H202V110L200 111ZM199 112V114H201L202 115V113H200ZM172 113V114H173ZM185 113V112H184ZM175 114V115H176ZM190 114V115H191ZM198 114V113H197ZM182 115H184L183 113H182ZM190 115H188V117L187 118H185V119H187L188 120V124H186L187 123V121L186 120H184V118H180L181 119V121H182V119L184 120V124L186 125V127H189L188 125L191 123V121H193L194 120V118L195 117H193V119H191L192 117L190 116ZM191 118H190V117ZM200 116V115H199ZM191 119V121H189ZM204 120V119H203ZM194 123H197L196 121H194ZM193 123V124H194ZM198 123H199V121H198ZM184 124H181V125H183L184 126ZM207 124V123H206ZM192 125V124H191ZM207 126V125H206ZM185 127V128H186ZM191 127V126H190ZM190 127H189V129H190ZM193 127V126H192ZM205 127V126H204ZM212 128V127H211ZM195 141V140H194ZM30 149H28V150H24V149H17V150H12V149H8L7 151H4V152H2V153H0V162H1V157L2 156H4V158L7 160V162L5 163V164H2V165H0V176H5V175H7V174H11V175H13L9 180H13L11 183H9V182H5V179H2V180H0V264H71V263H73L74 261H77V264H101V263H103V261L102 260H95L94 258H92L90 255H92V252H93V248H92V246L94 245V242H93V237L96 235V233L99 231V232H101V236H99L100 238H99V240H98V244H101L102 246H104L105 244H107V243H109V247H110V245H111V250H110V252H109V256L107 255V257H109V260L113 257L112 255V251H118L119 249V251H123V250H125L126 248H128V247H130V248H132V249H135L136 251L140 248V247H142V245H143V243H145L144 242V240L142 239V237H140V238H136V239H134L133 241L131 240V242L130 243H126V244H124V242L122 241V239H121V234L123 233V231H125L123 228H122V221L120 220V216H121V211L120 210H122V208L124 207V208H126V209H129V211H131V213H130V215L128 216L127 214V212H125L124 214H125V217H127L128 216V218L130 219V221L128 222V224H126L127 225V227H125V225L123 226L125 229H126V232H134V233H141L143 230V227H145V226H138V227H141V228H138L137 226H136V221H135V218L137 217V216H140V215H143L144 213H145V210L146 209H143V208H141V209H135V208H133V206H131L130 208L128 207L129 205H126V204H128L129 203V201L128 202H124V203H122V199L120 200L119 198H118V192L117 191H110L109 193H108V195H109V197H110V199H111V201L110 202H113V205L112 206H110V212L113 214L112 216V218L113 219H115V221H113V223H112V225H110L109 227H106V225H105V219H106V212H104V211H102L101 209V206L100 205H102L103 203H101L102 202V200H104V196H105V191L103 190V191H101L100 190V188H98V190L95 192V195H94V197H90V191L88 190V191H86L85 189H81L80 191H78V192H73V193H71V195L69 194H64V193H62V188L60 187V185L58 186L55 182H57V180H56V178H59V177H63V176H66V170L67 169H69L68 167L69 166H67V164L65 163L64 164V160L62 159L63 158V156H64V154L63 153H65V154H67V152L69 151V149L68 148H65V147H59L58 149H56V151H54L53 153L55 154L54 155V157H52L53 159H50V160H48L47 158H46V155H47V153H41V151L38 149L37 151H33V153H35L34 154V156L33 157H31V155H30V157L31 158H29L28 159V154L30 153V151H29ZM32 152V151H31ZM69 153V152H68ZM61 154H63V155H61ZM59 155V156H58ZM37 156V157H36ZM49 156V155H48ZM3 158V157H2ZM33 158V159H32ZM35 158V159H34ZM37 158V159H36ZM11 160H13V161H15V162H18L20 165H21V167H18V166H13V165H11V164H9L10 163V161ZM15 169V170H14ZM74 172H76V171H74ZM186 172H188V171H186ZM68 173V172H67ZM76 174V173H75ZM70 175H72L71 173H70ZM69 174H68V177L70 176ZM54 177H55V179H54ZM21 180H24V184L22 185L25 189L24 190H26V191H21V192H18L16 195H17V199L15 200V198H13V199H11V201H9V199H7V196H5V197H2V192L4 191V190H19L20 189V183H21ZM56 180V181H55ZM29 182H32L33 184L31 185V187L32 186H34L35 184L34 183H38V189H36V188H34V189H36V190H38V191H36V192H33L32 193V191H30V193H29V191L27 190V188H28V184H29ZM4 183H7V184H4ZM224 183V182H223ZM235 183V181H233V182H231L230 184H234ZM229 185H227V187H228ZM241 186V185H240ZM240 186H239V188H240ZM35 187H37V186H35ZM230 187V186H229ZM34 189L32 188V190L34 191ZM260 188H258V189H256L257 190V192L258 193H255L254 194V196L255 197H257V194H261V191L259 190ZM40 190V191H39ZM28 191V192H27ZM67 191V190H66ZM74 191V190H73ZM35 193V194H34ZM127 194V193H126ZM11 195V194H10ZM10 195H8V196H10ZM124 196H126V195H124ZM172 199V200H171ZM171 199H167V201L166 202H168L167 204H166V207H167V209L169 208L168 207V204H174L173 203V198H171ZM204 199V198H203ZM258 204L260 205L261 204V202H263L264 203V195L263 196H260V197H258ZM8 201V202H7ZM104 202V201H103ZM110 204V203H109ZM147 204H149V205H151V203H147ZM133 205V204H132ZM149 205H146V206H149ZM172 205L170 206V207H172ZM134 206H135V204H134ZM143 207H144V205H143ZM145 208V207H144ZM146 208H148V207H146ZM97 209H99V212H100V215H99V219H98V221L95 223V224H93V225H84V222H86L87 221V219L86 218H84L83 216L85 215L86 216V214H89V212H94L95 210H97ZM121 213V214H120ZM127 213V214H126ZM153 213V212H152ZM155 213V212H154ZM145 215V214H144ZM156 218V217H155ZM261 218V217H260ZM122 219V218H121ZM154 219V218H153ZM157 219H158V217H157ZM156 219V220H157ZM256 220H258V219H256ZM212 221L214 222V220H211V222L210 223H212ZM216 222V221H215ZM256 223H258L259 225H261L262 226V224L264 223V218H261L260 219V221L258 220V221H255ZM138 223V222H137ZM157 223H158V221H157ZM155 221H154V223H153V225H154V229L156 230H158V228H159V225L157 224ZM181 223H178L177 224V226L178 225H180ZM212 224H214V223H212ZM81 225V226H80ZM179 227V226H178ZM164 228V227H163ZM166 228V227H165ZM164 228V229H165ZM177 228V227H176ZM144 229H146V228H144ZM175 229V228H174ZM147 230V229H146ZM160 233H161V230H160ZM162 234V233H161ZM142 235V234H141ZM104 236H107V237H104ZM83 237V238H82ZM106 238V239H105ZM107 238H108V240H107ZM167 241V243H166V245H169V244H171V240L169 239V241L168 240H166ZM79 242V243H78ZM168 242H170L169 244H168ZM76 243H78V244H76ZM76 244V245H75ZM163 244L165 245V243H164V241H163ZM165 245V246H166ZM164 246V247H165ZM221 246V245H220ZM94 247V246H93ZM167 248H169V247H167ZM249 250L251 249V248H248ZM248 250V251H249ZM253 248L249 251V252H251L253 255H254V252H255V256H257V257H263L264 256V246L262 245V246H260L259 248H256V249H254L253 251ZM137 253V252H136ZM137 255V254H136ZM136 255L135 254H133V257H131L132 259L133 258H137L136 257ZM249 257H250V254H249ZM83 258V260H81ZM198 258V257H197ZM196 258V259H197ZM108 259V258H107ZM195 259V258H194ZM200 259V258H199ZM199 259H197V260H194L195 262H194V264H201V261L202 260H199ZM225 260H229V259H225ZM232 260H236V259H232ZM232 260L230 261L231 263H229V264H232ZM108 261V260H107ZM172 261V260H171ZM175 260H173L172 262H174ZM200 261V262H199ZM228 261V262H229ZM105 262V261H104ZM223 262V264H225V262H227V261H222ZM227 262V263H228ZM236 262V261H235ZM234 262V263H235ZM192 263V262H191ZM216 263V262H215ZM220 263V262H219ZM170 264H173V263H171L170 262ZM175 264H177V263H175Z\"/></svg>",
  "mask_w": 264,
  "mask_h": 264
}]
</instances>
